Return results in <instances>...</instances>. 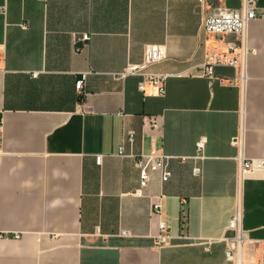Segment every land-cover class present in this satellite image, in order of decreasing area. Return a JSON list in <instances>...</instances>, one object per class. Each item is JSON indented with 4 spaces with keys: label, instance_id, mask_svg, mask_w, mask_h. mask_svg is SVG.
Instances as JSON below:
<instances>
[{
    "label": "crops",
    "instance_id": "1",
    "mask_svg": "<svg viewBox=\"0 0 264 264\" xmlns=\"http://www.w3.org/2000/svg\"><path fill=\"white\" fill-rule=\"evenodd\" d=\"M239 6L0 0V264H233L223 238L233 235L238 198L247 237L239 264H259L264 167L239 184L231 139L241 130L243 157L264 160V18L247 25L243 86L238 67L202 73L208 57L239 53L236 36L203 31L202 16ZM256 7L264 10V0ZM82 35L89 39L79 42ZM150 45L164 58L146 65ZM143 72L165 76L163 95L138 89ZM150 116L170 177L153 173L137 191L129 154L149 150ZM159 222L169 226L170 246H156Z\"/></svg>",
    "mask_w": 264,
    "mask_h": 264
},
{
    "label": "built area",
    "instance_id": "2",
    "mask_svg": "<svg viewBox=\"0 0 264 264\" xmlns=\"http://www.w3.org/2000/svg\"><path fill=\"white\" fill-rule=\"evenodd\" d=\"M256 18H264V10H258L256 7V0H240V6L238 9H228L219 8L211 12H206L202 16L200 23V28L214 35L223 34H234L237 38L238 45L235 46L239 50L238 58L235 57H208L202 65V73L204 76H211L213 74L214 67L218 65H229L239 68L238 80L239 84L243 86L244 82V57L247 53L246 49V32L247 25L249 21ZM89 39V36L82 35L78 41L85 42ZM233 49V48H232ZM145 64L151 65L153 63L160 62L164 58L163 50L160 46L150 45L145 47L144 51ZM141 68L136 66L127 70L129 73H135L140 71ZM142 80L138 84V89L145 92L146 86H151L153 88V94L163 95L165 91L164 79L165 76L161 74H155L151 72L140 73ZM34 77L37 73L32 74ZM84 79V77H83ZM83 79L78 80L75 83V88L81 90L83 87ZM147 128L153 132L150 137V148L147 152H140L138 154H129L133 158L134 166L138 170V190L140 191L147 187L150 180V176L153 173L159 175L162 182H166L170 177V172L168 170V160L169 156L164 155L155 147L156 132H158L160 124L157 118L150 116L146 120ZM2 135L0 132V142ZM134 140V133L128 132L125 135L124 142L132 145ZM204 140L201 139L196 143V149L200 152L203 148ZM231 144L238 149V168H237V181L240 182L244 177L253 171L261 170L264 167V160L261 159H246L242 155V145L243 136L242 131L239 130L231 139ZM123 152V146L120 148V153ZM195 159H201L200 156H196ZM99 162V158H96ZM192 173L198 175L200 173V168L194 166L192 168ZM186 203L182 200V211L181 219L184 222L186 220V214L183 211V205ZM157 209V206L154 205ZM243 221V209L240 198H238L234 204V210L232 216L228 222L227 228L233 231V235L223 238L226 242L225 257L228 261L233 264H239L240 259V248L244 241L247 240L246 232L241 228ZM123 235L126 232H122ZM14 238H18L15 234ZM171 234L169 231V226L164 222L158 223V233L156 235V246L157 247H167L170 246ZM261 247V254L259 264H264V239L259 240Z\"/></svg>",
    "mask_w": 264,
    "mask_h": 264
}]
</instances>
